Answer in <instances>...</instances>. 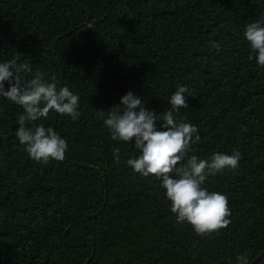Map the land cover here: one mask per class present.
<instances>
[{
  "label": "trees",
  "instance_id": "obj_1",
  "mask_svg": "<svg viewBox=\"0 0 264 264\" xmlns=\"http://www.w3.org/2000/svg\"><path fill=\"white\" fill-rule=\"evenodd\" d=\"M257 20L264 0H0V63H29L26 81L39 70L61 85L63 71L80 97L78 119L57 113L65 159L43 164L16 137L23 108L0 96V264H86L92 250L88 264H264V67L244 37ZM179 86L192 96L174 115L199 129L189 155L241 153L203 185L231 210L211 235L176 222L161 181L127 166L135 140L113 141L99 118L129 91L162 115Z\"/></svg>",
  "mask_w": 264,
  "mask_h": 264
},
{
  "label": "clouds",
  "instance_id": "obj_2",
  "mask_svg": "<svg viewBox=\"0 0 264 264\" xmlns=\"http://www.w3.org/2000/svg\"><path fill=\"white\" fill-rule=\"evenodd\" d=\"M244 37L250 45L249 60L253 59L251 53H256L257 64L264 67V24L259 20L247 24ZM212 47L219 49L215 42ZM31 70L29 63H17L16 58L0 63V96L24 110L18 116L16 137L30 158L43 164L50 160L63 161L68 149L66 139L43 124L34 129L28 125L47 118L50 111L78 119L80 97L68 86L59 85L55 76L51 77L53 82H49L39 70L34 78L24 80L20 73ZM185 94L192 96L186 86H179L170 96V109L157 115L144 107L140 96L129 91L118 105L107 111V117L101 110L99 118L113 141L128 143L135 140V148L140 155L127 159L126 164L134 173L143 177L151 175L161 181L159 187L166 190L176 222H187L197 235L205 236L226 228L231 223L228 219L231 210L226 195L209 191L203 185L210 176L221 174L225 169L238 168L241 153L238 150H233L230 155L217 152L208 159L189 155L192 145L200 141L199 129L174 115L181 108L188 107ZM157 121H163L160 128L166 130H157ZM242 130L247 132V128ZM120 151L119 147L112 149L116 164L120 163ZM236 260L238 264H248L246 255H238Z\"/></svg>",
  "mask_w": 264,
  "mask_h": 264
},
{
  "label": "water",
  "instance_id": "obj_3",
  "mask_svg": "<svg viewBox=\"0 0 264 264\" xmlns=\"http://www.w3.org/2000/svg\"><path fill=\"white\" fill-rule=\"evenodd\" d=\"M87 21H88V18H87ZM63 37V35L62 36H60L59 38H57L54 42H53V50L55 51V48H56V42L58 41V39H60V38H62ZM60 81H61V86H62V83H63V71H61V79H60ZM56 123H57V113L55 112V115H54V123H53V130L55 129V126H56ZM55 131V130H54ZM86 167H88V168H91V169H93L92 167H90V166H86ZM95 170H97V169H95ZM101 210H99V212H100ZM92 216H94V215H92ZM93 254H94V250H92V254H91V256H90V258H89V260L86 262V264H88V262L92 259V257H93ZM264 254V251H263V253L260 255V257L262 256Z\"/></svg>",
  "mask_w": 264,
  "mask_h": 264
}]
</instances>
